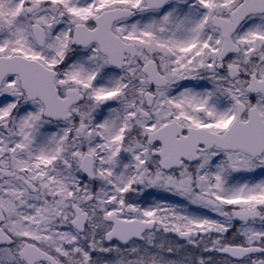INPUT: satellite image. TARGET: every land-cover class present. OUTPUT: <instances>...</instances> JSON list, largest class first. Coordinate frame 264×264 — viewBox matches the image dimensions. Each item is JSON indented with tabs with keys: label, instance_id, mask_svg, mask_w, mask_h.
Listing matches in <instances>:
<instances>
[{
	"label": "snow or ice",
	"instance_id": "obj_1",
	"mask_svg": "<svg viewBox=\"0 0 264 264\" xmlns=\"http://www.w3.org/2000/svg\"><path fill=\"white\" fill-rule=\"evenodd\" d=\"M0 264H264V0H0Z\"/></svg>",
	"mask_w": 264,
	"mask_h": 264
}]
</instances>
